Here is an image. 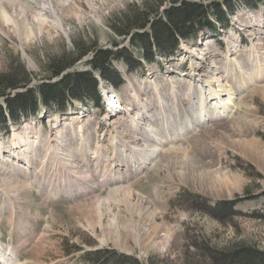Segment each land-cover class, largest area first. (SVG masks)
<instances>
[{
  "label": "rangeland",
  "instance_id": "rangeland-1",
  "mask_svg": "<svg viewBox=\"0 0 264 264\" xmlns=\"http://www.w3.org/2000/svg\"><path fill=\"white\" fill-rule=\"evenodd\" d=\"M155 1L20 0L14 6L23 15L9 14L8 23L0 17V74L22 73L30 78L28 87L49 76L48 64L73 54L78 43L101 49L125 48L143 64L130 72L126 63L114 61L122 84L100 83L96 74L101 107L90 100L73 99L67 103V112L60 115L52 107L43 110L42 105L39 115L8 124L7 129L0 127V145L7 151L0 155L2 159L11 157L7 147L15 135L20 141L38 142L33 172L40 158L45 155L50 159L40 183H35V177L23 184L22 162L0 174V246L12 248L15 264H223L226 253L240 249L264 255V71L252 76V83L242 80L240 70L229 64L235 60L251 74L253 49L264 64V0L221 4L224 20H214L210 14L212 26H204L202 31L219 30L222 35L200 33L198 40L187 36L183 42L178 38L173 57L164 56L157 48L160 45L154 46L148 58L152 62L145 63L141 51L128 37L118 36L112 26L133 8L141 12L144 4L156 6ZM9 3L0 0V7L8 13L13 9ZM171 5L172 0H164L157 8L158 15ZM44 14L46 25L42 26ZM33 24L38 27L35 25L36 30L28 36ZM79 63L76 68L84 71V63ZM210 65L219 68L217 77L223 78L236 96L226 118L215 114L204 124L195 119L196 104ZM114 94L122 111L112 103ZM126 105L132 110L131 118L141 123L135 131L123 109ZM150 127L154 132L151 137L146 132ZM158 136L163 144L153 142ZM121 138L130 146L122 144ZM135 139H139L138 144L133 143ZM49 141L51 152L45 153ZM252 143L255 153L247 148ZM155 147L157 155L151 159L149 150ZM130 148L135 151L130 153ZM138 149L147 150L141 170L131 168L145 158L138 159ZM172 149L179 155H167ZM59 155L64 157L61 165L53 162L61 160ZM65 157L76 158L81 166L78 181L75 173L63 174L67 171ZM114 171L120 179L104 181ZM204 174L232 184L212 190L207 181L202 182ZM18 185L26 188L20 190ZM112 186L119 190L117 194L109 193ZM127 188L150 203V211L163 226L158 237L136 236L133 223L128 229L131 237L121 241L113 234V227L107 226L112 220V213H106L109 209L126 212L129 217L121 194ZM98 198L109 204L98 206ZM131 211L135 221L140 218L150 226L151 212ZM166 232L170 239L163 241Z\"/></svg>",
  "mask_w": 264,
  "mask_h": 264
},
{
  "label": "trees",
  "instance_id": "trees-1",
  "mask_svg": "<svg viewBox=\"0 0 264 264\" xmlns=\"http://www.w3.org/2000/svg\"><path fill=\"white\" fill-rule=\"evenodd\" d=\"M203 1H209V3L204 4ZM231 1L225 0L224 4L229 5ZM248 1L250 2V0ZM251 1L257 4L261 0ZM163 4L164 0H156V6L149 3L144 4L141 12L133 8L128 16L117 19L112 26L118 36H131L130 43L141 51L145 63L152 62L148 58L153 55L152 48L154 49V46L160 45L157 48L160 52L163 50L164 56L171 55L173 57V53L177 50L176 41L178 38H181L183 42L187 36L198 40L200 33L205 35L220 34L219 30L217 32L202 31L204 26L206 28L212 26L210 14L213 15L214 20L223 19L225 7L223 5L222 10V5L218 0H179L177 2L172 0V5L167 7L162 15H158L157 8ZM161 37L163 41H161ZM164 40L168 41L163 43ZM89 54H92V57L85 64L86 70L73 71L61 77L66 70L73 68ZM114 61L126 63L130 72H134L136 68L143 65L132 58L125 48L123 50L101 49L97 48L95 44L78 43L75 44L73 54L64 55L48 64L46 72L49 76H46L43 82L38 83L34 88H26L30 78L22 73L19 75H16L17 72L0 74V127L4 129L8 124H20L23 119L35 117L42 110V105L45 106L43 110L52 107L54 112L60 115L67 112V103L73 99L90 100L96 107H100L101 100L98 96L99 84L95 78L96 74L102 81L116 85L123 83L120 74L113 68ZM53 78L59 79L53 81ZM20 88H26V90L16 94L10 93ZM5 128L7 129V127ZM233 204L234 202L231 203L232 206ZM221 262L223 264H264V255L250 249H240L226 253Z\"/></svg>",
  "mask_w": 264,
  "mask_h": 264
},
{
  "label": "bare ground",
  "instance_id": "bare-ground-1",
  "mask_svg": "<svg viewBox=\"0 0 264 264\" xmlns=\"http://www.w3.org/2000/svg\"><path fill=\"white\" fill-rule=\"evenodd\" d=\"M7 1L10 2L8 5H12L13 9L9 10L10 13H8L4 9V7H0V17H1V19L3 21H6L8 23V22H10L9 14H21V15H23L24 12L19 13V12H17L15 10L14 4L15 3L16 4H19L20 3V0H7ZM69 1L70 0H67V2H69ZM9 8H11V7H9ZM45 10L46 9L43 8V11H45ZM41 17L44 18V19H42V22H40V24L42 26H45L46 25V22H45L46 21L45 14L42 15ZM35 25H37V24H33L32 25V27L30 29V33H29L28 36L32 35L33 31L36 30L34 28ZM37 27H38V25H37ZM28 39H29V37H28ZM230 45H232L234 47L235 46V43L234 42L233 43L231 42ZM252 52L254 53L255 56H253V59H252V62H251V65L254 68L252 70V73L251 74H249L245 70H242L241 65L237 61H235V60H232V61L230 60L229 61V64H231L230 66L235 67V69H239L240 70V73L242 75V77H241L242 80H248L249 82H252L253 83V79L254 78L252 76L256 77V76H258L261 73V71H264V64H261L262 61H260L258 55H256V49H253ZM30 64H32V62H30ZM217 69H219V68L216 67V66H213V65H210L209 66V69H208L209 76H206L205 78H203V82H202L203 85L198 89V92H200L199 103L196 104V106H197L196 107L197 113L195 114L196 117L193 116V118L195 117V119L197 121L202 122L204 124L207 123L208 121H210L215 114H218L217 118H219V119L226 118L228 116V108L233 104L234 97L236 96V94L232 91V89H230V87H228V86H226L224 84L223 78L217 77L218 76ZM224 70L226 72H228V68H224ZM201 78H202V76L199 77L198 79H201ZM101 81L102 80H100V83H101ZM242 82H243V85H245V82L244 81H242ZM98 83H99V80H98ZM224 97H226V99H224ZM107 98H108V96H107ZM112 99H113V102H112L113 104L119 105L118 112L119 111H122V110H120V109H122V107L120 108V103H119L120 101H118V97L114 94V97H112ZM134 102H135V100H134ZM211 103H214V105L211 106ZM126 108H127V105L124 106L123 109H125V111L128 112V116H130L128 119L127 118L126 119L128 120V122H130L131 129L135 131L137 128H139V126H140L141 123L138 122L139 119H137V118L132 119L131 118V116H132L131 115L132 110L130 108H128V109H126ZM146 132H148L147 134L150 137L154 134L152 127L148 128V130ZM55 138L56 139L59 138V133L57 135V132H56ZM160 138L161 137H159V136L158 137H155L153 139V142L156 145L157 144H163L164 141L161 140ZM30 140L31 139H27V140H24V141H20L19 140V135H15L14 136V140L11 141V146H8L7 147L9 149V152H11V157L9 159H6V160L5 159H2L0 157V168H1L0 169V174H2V172L4 171V169L11 168L13 170L15 167L18 168L19 167L18 164L19 163L21 164V162H22V164L24 163L22 165L24 167L21 168L20 173L22 174L21 176L23 178V180H22L23 181V184H24V182L25 183L26 182H30L31 181V178L34 181V178L35 177H36L35 183H38L39 180H43L44 179V177L46 176V166H45V163L46 162L48 163V160H50V159L47 158V160H46L45 155H44L43 158H40V160L38 159L40 161V163L38 162L39 164H38V166H36V168H35V170L33 172L32 170L35 167L34 164L36 162L35 159H37V156H36L37 151H34V150H35L38 142H31ZM120 141L122 142V144L124 143V144H127V145L130 146L129 141H127V140L125 141L124 138H121ZM50 143H52V141H49L48 142V146H45L44 147L45 153H49V152H47V150H50V148H51V146H50L51 144ZM133 143L138 144L139 143V139H135L133 141ZM252 144L249 145V147L246 144L245 145L247 146V148H248V150H249L250 153H255V152H257V151H255V147H254L255 144L254 143H252ZM130 150H129L130 153H133L132 151H135V149L132 150L131 148H130ZM146 151L147 150H145V149H143V150H139L138 149V153H140V157L138 159L144 158V157L145 158L143 160H139V162L136 161L137 163H135V165H133L131 167L132 169L141 170V168L145 167L146 163H144V161L146 159ZM157 151H158V148L157 147L149 150V153L151 154L150 155L151 159L154 158V157H156ZM177 151H178L177 149H172V150H170L168 152L167 155H171V156H175L176 155L177 156V155H179ZM50 152H51V150H50ZM119 152H120V150H119ZM2 153H7V151L4 150V146L0 145V155ZM55 153L57 154V152H55ZM46 155H49V154H46ZM59 156H60L59 158L61 160H55L54 159L53 162L54 163H58L59 165H61L63 163L64 157L62 155H59ZM125 156H126V153H125ZM184 156L185 157H188L189 155L187 156V154H185ZM49 158H51V157H49ZM65 158L66 159L68 158L67 161H66L67 162L66 163L67 164V168H66L67 171H65V173H63V174L69 173V175H73L75 173V174H77V176H75V174H74V176H75L74 178H75L76 181H78L79 180V177L78 176L81 173H83V170H82L81 166L77 162V159L76 158H73V157H65ZM173 158H175V157H173ZM111 162H112V160H111ZM84 163H85V161H84ZM112 167H119V164H113ZM54 168H55V166H54ZM62 170H64V169H62ZM116 172L115 173H110L108 175L107 179H105L104 181H111V182L113 181L114 182V180L115 181L116 180H119L120 179V174L118 172L117 173ZM69 175L67 174L66 177L69 176ZM103 176H105V174ZM204 176H206V174L202 175L201 178L204 177ZM201 180H202V182L204 180L207 181L209 183V185H210L209 188L212 189V190L217 189V188H229L230 183L232 184V182L226 181L225 179L224 180L222 179L220 181H214L210 177H208V178L207 177H204ZM72 181H74V180H72ZM3 182H5V181H3ZM1 184L2 185H5L3 183H1ZM18 187H19L20 190L23 189V188H26L24 185H20V186L18 185ZM117 187L119 188V186H117ZM50 190L52 191V188H48V191H50ZM53 190H54V187H53ZM124 190L125 191H123V193H121V194H123V196H122L123 197V200L126 201L125 203H127V205H128L127 207H128L129 210H127V211L129 212L130 215H129V217H127L128 215H127L126 212H123V214H121V212H119L116 209L115 210L109 209L106 213L107 214L112 213V220L109 221V223H107V226H108V224H110L111 227H113V230H112L113 234H115V237H117L118 240L121 239V241L122 240H125V239H123V237H125L127 239H129L131 237L129 235L131 233H130V231L128 229H129V227H132L133 223L135 225L134 234L136 236L138 235L139 237H144V239L147 238V239H150V240H151L152 237H156V236L158 237V235L160 233H162L161 230H162L163 226L162 225H159L157 223V221H156V213H154L153 211H150V205H149L150 203L148 204V202L145 200V198L140 197V195L137 194L136 192L134 193L133 190H131L129 188L124 189ZM117 191H119V190H117V188H114L113 187L109 191V193H111L113 195V194H117L118 193ZM95 202H97V205L98 206L103 205L104 208L106 207V205L109 204V201L108 200H103V198L102 199L101 198H98V199H96ZM121 207H123V206H121ZM134 208H139L140 210H143L144 212H147V213H150L151 212V216L152 217H151V222H150V226L149 227H147L144 224V222H143L144 220L141 221L140 218H138L136 221L134 220V216H135L134 211H137V210L131 211ZM104 210H106V209H104ZM136 216H137V214H136ZM139 239H141V238H139ZM169 239H170V235L167 232L166 233H163V241H168ZM122 244H124V243H122ZM11 252H12V248L11 247H7L6 249H3L0 246V264H15L16 257L13 254V252L12 253ZM18 264H20V263H18Z\"/></svg>",
  "mask_w": 264,
  "mask_h": 264
},
{
  "label": "water",
  "instance_id": "water-1",
  "mask_svg": "<svg viewBox=\"0 0 264 264\" xmlns=\"http://www.w3.org/2000/svg\"><path fill=\"white\" fill-rule=\"evenodd\" d=\"M195 1H197V0H195ZM218 2H219L220 4H223V3L225 2V0H218ZM203 3H204V4H208L209 1H203ZM147 28H148V26H147ZM130 37H131V36H130ZM130 37H128V39H130ZM90 56L92 57V55H90ZM90 56H89L85 61H81V63H84L85 70H86V68H87L85 64H86V62L88 61V59L90 58ZM79 62H80V61H79ZM79 62H78V63H79ZM78 63H77V64H78ZM81 63H79V64H81ZM77 64H76L73 68L66 70V71L61 75V77L64 76L65 74H68V73H71V72H73V71H77V70H79L78 68H76V67L78 66ZM58 79H59V78H58ZM58 79H57V78H53V81H54V80H58ZM42 82H43V81H42ZM26 88L28 89V88H34V87H32V86H31V87H28V85H27ZM26 88H24V89H23V88H22V89L20 88V89H17V90L11 91L10 93H11V94H16V93H19V92H23V91L26 90ZM1 101H3V99H1Z\"/></svg>",
  "mask_w": 264,
  "mask_h": 264
}]
</instances>
